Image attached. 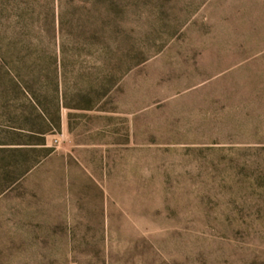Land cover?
Instances as JSON below:
<instances>
[{"label":"rangeland","instance_id":"374dc122","mask_svg":"<svg viewBox=\"0 0 264 264\" xmlns=\"http://www.w3.org/2000/svg\"><path fill=\"white\" fill-rule=\"evenodd\" d=\"M0 264H264V0H0Z\"/></svg>","mask_w":264,"mask_h":264},{"label":"trees","instance_id":"16d2710c","mask_svg":"<svg viewBox=\"0 0 264 264\" xmlns=\"http://www.w3.org/2000/svg\"><path fill=\"white\" fill-rule=\"evenodd\" d=\"M33 80V79H30ZM100 86L103 88L102 93H99V96H103L108 91V83L111 82V79H104L100 81ZM112 83V82H111ZM21 86V88H20ZM19 90L23 94V96L27 99L28 104L31 108V114L34 113L37 119L36 129H27L31 138H37V140L42 142L45 135L49 132L59 131L61 127V116L60 110L62 107H67L69 109H77V110H93L97 106L96 100L92 98L86 97V94H78L80 96V100L77 103H67L65 102L64 95L65 92L63 91L61 85V76L58 81H56L55 86L53 88V96L51 99V106L52 110L47 107V104L44 100L41 99L40 95L36 94L33 85L24 86L20 84ZM50 101V100H49ZM22 127H14V131L18 130ZM24 129V128H22ZM44 144V143H39Z\"/></svg>","mask_w":264,"mask_h":264}]
</instances>
